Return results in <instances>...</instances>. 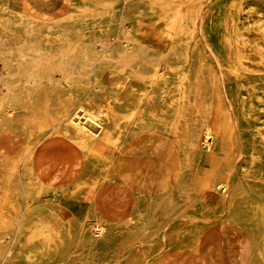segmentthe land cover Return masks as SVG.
Returning <instances> with one entry per match:
<instances>
[{
  "label": "bare ground",
  "instance_id": "1",
  "mask_svg": "<svg viewBox=\"0 0 264 264\" xmlns=\"http://www.w3.org/2000/svg\"><path fill=\"white\" fill-rule=\"evenodd\" d=\"M0 2V264H120L190 181L206 191L210 137L229 163L238 133L248 188L218 172L224 218L191 264H264V0ZM87 190L81 217L69 199ZM35 193L56 198L30 208Z\"/></svg>",
  "mask_w": 264,
  "mask_h": 264
},
{
  "label": "rangeland",
  "instance_id": "2",
  "mask_svg": "<svg viewBox=\"0 0 264 264\" xmlns=\"http://www.w3.org/2000/svg\"><path fill=\"white\" fill-rule=\"evenodd\" d=\"M34 1L39 5L43 4V0ZM53 1L56 6L65 10L69 9V0ZM220 1L226 3L228 0ZM204 4L205 11L211 9V0H204ZM1 6L0 2V7ZM109 13V8L98 10L96 13L97 15L92 16V18L96 19V17H98L100 24L108 18ZM224 14L225 11H223V15ZM59 15H61L60 12L54 13L56 19L59 18L57 17ZM147 20L148 19H143L140 22L141 28L143 27L144 30L143 39L155 47L157 46L161 49L162 47L165 48L163 46L164 43L159 41L161 38L159 37V34L156 35L150 31L151 26L148 24ZM109 75L110 71L105 69L101 78L104 81H108L110 78ZM2 87L3 85L0 82V90ZM209 141L208 148H210V150H208L212 153H216V156L218 157L216 166L214 169H211L208 165H205V162L207 161L205 160V155L202 154L201 158L199 157L198 162L201 167H198L197 169V175H202L205 172L210 174L206 184V191L203 194H197L195 191L194 180L190 181L186 186L188 199L184 203L185 208L169 219L167 227L155 230L151 234H145L143 236L144 239H135L133 249L124 254L120 264H191L203 254L208 245L207 237L215 232L218 233V230H215V227L220 224L224 218V211H221L218 204L213 202V199H215L218 194L225 191V188L222 187L223 182H218V172L223 171L222 180L231 183H233L238 177H241L245 186L248 188V184L242 176L243 160L245 158L244 137L238 133V138L234 141V150L229 157V163H225V159L219 156L217 142L213 141L211 137ZM188 152L194 153L195 151L191 148ZM95 169L98 170V166H96ZM99 178L101 186L97 198L100 201L102 198L101 195L107 192L110 187L109 182H105L102 175H99L98 179ZM109 191H111L112 194L115 192L114 188H111ZM88 194H91L89 190L85 191L82 197L69 199L70 209L78 216L83 217L86 215L89 206V201L87 199ZM55 198L56 197L52 194L39 195L38 193L26 196L30 208L51 202L52 200H55ZM131 209L132 204L128 200V197H123L120 201L119 212L117 214L128 215Z\"/></svg>",
  "mask_w": 264,
  "mask_h": 264
}]
</instances>
